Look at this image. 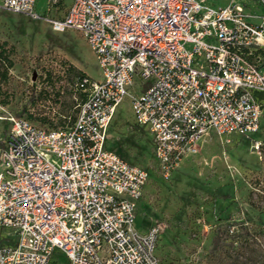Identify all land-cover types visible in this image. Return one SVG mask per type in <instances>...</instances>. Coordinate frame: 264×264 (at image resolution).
I'll use <instances>...</instances> for the list:
<instances>
[{
    "label": "built area",
    "instance_id": "obj_1",
    "mask_svg": "<svg viewBox=\"0 0 264 264\" xmlns=\"http://www.w3.org/2000/svg\"><path fill=\"white\" fill-rule=\"evenodd\" d=\"M36 1L0 0V9L40 18ZM61 6L45 0L46 13ZM44 19L54 31L84 36L101 77L74 76L83 98L68 123L43 127L6 116L0 264H64L55 252L65 264H158L161 225L135 226L148 173L105 146L116 106L130 95L133 121L148 130L164 176L207 131H256L264 12L253 22L233 2L70 0L62 15Z\"/></svg>",
    "mask_w": 264,
    "mask_h": 264
},
{
    "label": "rangeland",
    "instance_id": "obj_2",
    "mask_svg": "<svg viewBox=\"0 0 264 264\" xmlns=\"http://www.w3.org/2000/svg\"><path fill=\"white\" fill-rule=\"evenodd\" d=\"M201 1L237 3L253 22L264 11L260 0ZM69 2L62 0L59 10L46 13L45 0H37L40 18L0 9V41L11 48L12 60L7 79H0V144L8 115L43 127L70 122L81 98L73 86L75 72L101 77L84 36L74 29L54 31L44 19L62 15ZM259 99L256 131H207L168 176L153 157L148 130L133 121L130 95L116 106L105 146L148 173L135 226L144 231L161 225L155 240L158 264H264V97ZM54 256L66 263L59 252Z\"/></svg>",
    "mask_w": 264,
    "mask_h": 264
},
{
    "label": "trees",
    "instance_id": "obj_3",
    "mask_svg": "<svg viewBox=\"0 0 264 264\" xmlns=\"http://www.w3.org/2000/svg\"><path fill=\"white\" fill-rule=\"evenodd\" d=\"M61 1V0H60ZM11 54V48L7 47V44L5 41H0V79L6 80L8 75V70L12 66V60L10 58ZM85 75L82 71L75 72L74 76L81 77ZM1 89V87H0ZM81 94L80 100L83 98V92L81 90L75 89ZM264 97V94L260 95ZM79 103V102H78Z\"/></svg>",
    "mask_w": 264,
    "mask_h": 264
},
{
    "label": "crops",
    "instance_id": "obj_4",
    "mask_svg": "<svg viewBox=\"0 0 264 264\" xmlns=\"http://www.w3.org/2000/svg\"><path fill=\"white\" fill-rule=\"evenodd\" d=\"M227 4V3H226ZM223 5H225V4H223ZM223 5H218V6H223ZM211 6V5H210ZM213 7H217V6H213ZM264 12V11H263ZM6 133V132H5ZM144 188V187H143ZM143 192V191H142Z\"/></svg>",
    "mask_w": 264,
    "mask_h": 264
}]
</instances>
